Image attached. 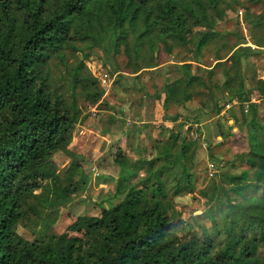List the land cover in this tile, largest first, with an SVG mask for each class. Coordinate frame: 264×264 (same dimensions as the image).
<instances>
[{
    "label": "trees",
    "instance_id": "trees-1",
    "mask_svg": "<svg viewBox=\"0 0 264 264\" xmlns=\"http://www.w3.org/2000/svg\"><path fill=\"white\" fill-rule=\"evenodd\" d=\"M245 1L258 4L261 16L253 19L251 6ZM245 1L16 0L18 9H10L9 0H0V53L9 60L7 65H0V264H264V111L259 115L260 105L251 101L241 74L228 69L221 93L231 102L246 104L242 108L246 147L234 157L254 168L255 177L242 182L245 171L231 175L228 187L211 178L200 190L205 204L214 202L206 211L210 228L201 227L200 235L192 229L179 235L173 229L170 199L192 188L196 145L181 134L185 123L180 121L172 127L161 125L169 135L155 141L152 157L137 160L120 148L116 150L114 196L121 199L112 206H101L99 215L78 216L74 222L85 235L109 231L97 251L83 245L80 237L67 241L61 250L51 245L29 247L12 232L15 225L35 232L49 230L60 208L71 202L73 194L83 191L89 180L85 169L73 179L79 169L74 162L64 170L66 180L57 175L48 185L39 181L55 150V140L76 126L80 112L78 107L67 105L60 92L50 93L43 77L46 64L64 43L77 39L108 56V27L113 24L119 30L117 42L127 53L134 52L133 59L138 58L140 46L148 43L152 47L160 42L169 49L172 42L188 48L193 60L202 64V50L224 37L215 24L235 6L244 7L246 23L264 35V0ZM14 10L22 11L25 17L9 50L3 35L8 33L6 24L18 20L11 21ZM247 42L256 50L251 51L247 45L229 54L230 47L227 55L216 54L214 60L219 63L229 56L237 58L264 50V36ZM191 66L186 62L176 67L188 78V84L201 79L197 72H191ZM257 85L256 90L264 96V79L258 78ZM162 92L167 101L178 94L167 83ZM187 98L183 95L182 102ZM209 109L218 113L220 107L212 102ZM178 116L170 119L174 122ZM64 152L74 157L71 151ZM140 172L142 177L134 181ZM80 200L90 201L83 196ZM216 235H220L222 244L215 242Z\"/></svg>",
    "mask_w": 264,
    "mask_h": 264
},
{
    "label": "rangeland",
    "instance_id": "rangeland-1",
    "mask_svg": "<svg viewBox=\"0 0 264 264\" xmlns=\"http://www.w3.org/2000/svg\"><path fill=\"white\" fill-rule=\"evenodd\" d=\"M9 4L10 9H18L16 0H9ZM245 4L251 6L253 19L261 16L262 8L258 4L246 1ZM244 13V7L235 6L233 10H228L224 20L215 24V29L222 31L224 37L202 50L199 55L202 64L193 60L188 48L172 42L169 49L160 42H155L152 47L148 43L140 46L138 58L133 59L134 52L127 53L128 50L117 42L119 30L113 24L108 27L111 45L108 56L99 48L89 47L77 39L64 43L46 64L47 74L43 77H46L50 93L60 92L66 104L78 107L80 112L76 126L55 140V150L47 160L39 181L48 185L57 175L66 180L64 170L74 162L78 163L79 169L73 179H78V172L85 169L89 180L83 191L73 194L71 202L60 208L58 219L49 230L35 232L31 228L15 225L12 232L29 247L51 245L61 250L67 241L80 237L83 245L97 251L104 238L110 235L109 231L103 229L85 235L74 222L78 216L99 215L101 206H112L121 199V196H114L118 174V166L113 162L116 150L122 149L133 159L148 158L155 154V141L169 135L160 128L161 125L172 127L180 121L185 123L181 134L196 145L192 158V188L170 199L174 207L173 210L169 208L173 229L179 235L189 229L196 230L200 235L201 227L210 228L211 221L206 211L214 202L205 204L200 190L210 183L211 178L228 187L231 175H240L245 171L244 179H240L242 182L253 181L255 177L254 168L234 157L246 147L242 119V108H246V104L229 101V96L221 93L220 85L227 69L230 73L237 71L242 76L245 89L250 91L251 101L259 103V115H262L264 96L256 87L258 78L264 79V50L237 58L229 56L219 63L214 60L216 54L227 55L230 47L229 54L247 45L251 51L252 48L256 50L253 43L247 42L248 39L264 35L261 30L246 23ZM24 17L22 11L17 13L14 10L11 21L18 19V24H6V27L9 25L8 33L3 36H6L5 44L9 50ZM134 38V35L130 36L132 41ZM136 46L138 50V44ZM186 62L191 63V72H197L200 80L187 83L188 78L176 68L177 64ZM8 63L6 54L0 53V65ZM75 83L72 88L70 85ZM165 83L178 92L169 101L165 100L162 92ZM157 95L159 98H156ZM183 95H188L184 103L181 100ZM209 102H215L220 107L218 113L209 109ZM176 114L179 116L173 122L170 117ZM133 127L141 130L132 132L130 129ZM65 150L71 151L74 157ZM140 177L142 172L134 181ZM232 195L241 198L239 194ZM82 196L90 201H81ZM211 214L215 215L213 210ZM216 241L222 244L220 235L215 236Z\"/></svg>",
    "mask_w": 264,
    "mask_h": 264
}]
</instances>
